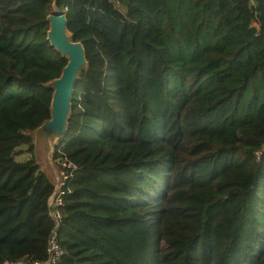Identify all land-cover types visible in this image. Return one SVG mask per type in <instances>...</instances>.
<instances>
[{
	"label": "trees",
	"instance_id": "trees-1",
	"mask_svg": "<svg viewBox=\"0 0 264 264\" xmlns=\"http://www.w3.org/2000/svg\"><path fill=\"white\" fill-rule=\"evenodd\" d=\"M51 4L87 61L56 225L31 138L65 63ZM262 143L264 0H0V264H264Z\"/></svg>",
	"mask_w": 264,
	"mask_h": 264
},
{
	"label": "water",
	"instance_id": "water-1",
	"mask_svg": "<svg viewBox=\"0 0 264 264\" xmlns=\"http://www.w3.org/2000/svg\"><path fill=\"white\" fill-rule=\"evenodd\" d=\"M47 21L46 40L59 54L65 63L59 74L44 84L51 90L48 105V117L31 131L32 154L35 162L57 189L60 168L53 159L55 145L62 138L70 112V101L73 85L82 69L86 68L82 44L74 40L67 30L63 12L52 10L45 16Z\"/></svg>",
	"mask_w": 264,
	"mask_h": 264
},
{
	"label": "built area",
	"instance_id": "built-area-1",
	"mask_svg": "<svg viewBox=\"0 0 264 264\" xmlns=\"http://www.w3.org/2000/svg\"><path fill=\"white\" fill-rule=\"evenodd\" d=\"M261 150H264V143L261 144ZM259 152L260 150L256 152V155H258ZM59 162L62 166H65V167L70 166L69 162H64L62 159H59ZM60 194H61V191L56 189V191L52 193L47 199L48 214L51 220L54 222V225H56V223L58 222L60 218V212L58 209V206L61 203ZM60 254H61V248L56 241L55 230L53 227L50 230L49 237L47 239L46 259L43 263H52L56 261L59 258ZM10 264H42V262L35 260V261H32L31 263H28L27 261L18 260Z\"/></svg>",
	"mask_w": 264,
	"mask_h": 264
},
{
	"label": "clouds",
	"instance_id": "clouds-1",
	"mask_svg": "<svg viewBox=\"0 0 264 264\" xmlns=\"http://www.w3.org/2000/svg\"><path fill=\"white\" fill-rule=\"evenodd\" d=\"M59 159H62L64 162H66L63 158H56L54 161H55V162H59ZM59 163H60V162H59ZM58 166H59V167H63V168H67V167H65V166H62L61 164H58ZM70 166H71V164H70ZM70 166H68V167H70ZM59 170H60V178H59V180H58V185H57V189H58V190H59V187H60V183H61L62 179L64 178V173H63V171H62L61 169H59ZM55 191H56V190H55ZM59 191H60V190H59ZM52 193H54L53 190H52L51 194H52ZM51 194H50V195H51ZM50 195H49V196H50ZM60 195H61V194H60ZM49 196H48V197H49ZM60 197H61V196H60ZM47 199H48V198H47ZM46 204H47V201H46ZM60 204H61V203H60ZM60 204H59V205H60Z\"/></svg>",
	"mask_w": 264,
	"mask_h": 264
},
{
	"label": "rangeland",
	"instance_id": "rangeland-1",
	"mask_svg": "<svg viewBox=\"0 0 264 264\" xmlns=\"http://www.w3.org/2000/svg\"><path fill=\"white\" fill-rule=\"evenodd\" d=\"M52 10H54V5L51 4V11H52ZM51 11H50V12H51ZM23 155H25V154H20L18 158H21ZM56 163H57V164H60L59 162H56ZM47 213H48V209H47ZM48 216H49V214H48ZM49 217H50V216H49Z\"/></svg>",
	"mask_w": 264,
	"mask_h": 264
}]
</instances>
